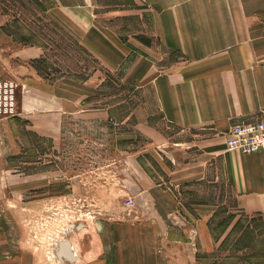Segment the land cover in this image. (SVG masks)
<instances>
[{
	"label": "crops",
	"instance_id": "obj_1",
	"mask_svg": "<svg viewBox=\"0 0 264 264\" xmlns=\"http://www.w3.org/2000/svg\"><path fill=\"white\" fill-rule=\"evenodd\" d=\"M99 6L48 0L43 7L96 60L85 78L42 76L41 47L14 40L0 23V73L17 85L15 113L0 116V264H33L18 207L40 202L23 196H34L52 174L71 173L65 145L74 126L105 120L132 97L138 105L126 109L124 122L138 112L144 143L170 157L163 168L171 183L209 175L227 190L236 212L264 217V150H227L223 137L233 125L264 118V0H129L132 10L103 13ZM128 15L138 16L132 34L122 33L130 23L122 22L120 31L106 21ZM116 85L117 91L102 89ZM171 203L156 202L164 210ZM208 220L197 217L194 237L209 238ZM158 226L123 230V246L111 253L123 258L113 263L165 264L164 249L147 245Z\"/></svg>",
	"mask_w": 264,
	"mask_h": 264
},
{
	"label": "rangeland",
	"instance_id": "obj_2",
	"mask_svg": "<svg viewBox=\"0 0 264 264\" xmlns=\"http://www.w3.org/2000/svg\"><path fill=\"white\" fill-rule=\"evenodd\" d=\"M95 1L100 13L131 9L129 0ZM47 2L0 0V23L6 24L14 40L41 47L43 56L36 65L42 76L85 78L96 67V60L64 30L49 23L43 12ZM122 19L106 21L120 31L122 22L130 23L123 34L138 29V16ZM0 78L10 79L1 73ZM119 88L102 89L112 92ZM136 105L138 101L132 97L129 105H114L107 119L74 126L76 130L67 136L65 145L71 173L52 174L50 183L36 189L34 196H23L24 201L40 200L34 206L20 203L18 207L33 264H114L113 257L120 261L123 257L111 255L112 250L123 246L121 237L128 226H152L155 222L159 234L147 239V245L164 249L165 264H264V217L236 212L227 190L209 175L171 183L164 169L170 157L156 151V144L144 143L138 112H131L124 122L129 113L126 109ZM162 199L171 200V206H163L165 210L158 206L157 200ZM200 215H209L205 224L209 238L194 237Z\"/></svg>",
	"mask_w": 264,
	"mask_h": 264
},
{
	"label": "built area",
	"instance_id": "obj_3",
	"mask_svg": "<svg viewBox=\"0 0 264 264\" xmlns=\"http://www.w3.org/2000/svg\"><path fill=\"white\" fill-rule=\"evenodd\" d=\"M16 83L12 79L0 78V116H10L16 110ZM227 150L244 154L264 150V118L253 122L236 124L224 133Z\"/></svg>",
	"mask_w": 264,
	"mask_h": 264
},
{
	"label": "trees",
	"instance_id": "obj_4",
	"mask_svg": "<svg viewBox=\"0 0 264 264\" xmlns=\"http://www.w3.org/2000/svg\"><path fill=\"white\" fill-rule=\"evenodd\" d=\"M49 23L51 25H53L55 28H58V30H61V28L53 21H49ZM70 37V36H69ZM29 38V37H28ZM71 38V37H70ZM73 39V38H72ZM74 40V39H73ZM76 46H78L80 49H82L83 51H86L83 47H81L75 40H74ZM87 52V51H86Z\"/></svg>",
	"mask_w": 264,
	"mask_h": 264
},
{
	"label": "bare ground",
	"instance_id": "obj_5",
	"mask_svg": "<svg viewBox=\"0 0 264 264\" xmlns=\"http://www.w3.org/2000/svg\"><path fill=\"white\" fill-rule=\"evenodd\" d=\"M68 240L67 239H64L63 242H67ZM61 247H57V250L59 249L60 250Z\"/></svg>",
	"mask_w": 264,
	"mask_h": 264
}]
</instances>
